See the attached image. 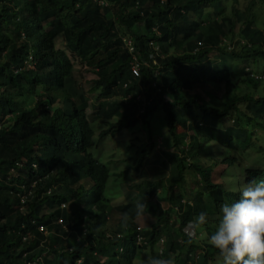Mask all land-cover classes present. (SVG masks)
Here are the masks:
<instances>
[{
    "label": "trees",
    "instance_id": "trees-1",
    "mask_svg": "<svg viewBox=\"0 0 264 264\" xmlns=\"http://www.w3.org/2000/svg\"><path fill=\"white\" fill-rule=\"evenodd\" d=\"M100 1L0 0V264H139L147 251L221 264L208 243L220 205L264 180L254 167L264 161V0ZM76 62L97 76L91 117L71 87ZM160 110L178 149L168 154L173 171L161 168L140 196L113 205L95 125H108L101 140L114 138L141 122L149 129ZM201 211L207 222L191 230ZM146 216L150 230L137 224Z\"/></svg>",
    "mask_w": 264,
    "mask_h": 264
},
{
    "label": "rangeland",
    "instance_id": "rangeland-1",
    "mask_svg": "<svg viewBox=\"0 0 264 264\" xmlns=\"http://www.w3.org/2000/svg\"><path fill=\"white\" fill-rule=\"evenodd\" d=\"M191 48V47H190ZM191 50H194L192 46ZM221 60V59H220ZM219 59H211L216 64L220 61ZM97 76L93 71L86 66L76 62L74 76L71 81V87L73 88L76 96H85L90 107L88 114L91 117L96 111L98 105L97 99L100 95V91L92 92L94 87V81ZM207 92L209 90H206ZM224 88L221 87L215 90L217 96L216 105L222 108L225 102ZM199 92L195 91L194 93ZM165 114L163 111H158L151 120L150 128L141 122L136 128L130 131H124L116 137H107L101 140L99 135L101 132L108 128L105 122H97L96 126V147L94 152L100 154L104 159L105 164H110L112 178L110 181L108 196L112 198L113 205H119L125 203L134 196H140L143 191L147 188L145 181L154 180L159 170L164 168L166 174L170 175V169L173 171V164H168V154L177 153L178 149L175 147H169L168 140L173 139L172 135L168 132L167 125L165 123ZM222 128H227L231 123H221ZM183 129L178 127L177 134H181ZM189 140V139H188ZM257 146H261L258 141H254ZM172 143V141H171ZM252 156L258 155L257 151L251 152ZM144 158V167L139 171L136 169L140 161ZM160 159V162H157ZM165 163V165H164ZM242 164L246 166H252V161H244ZM171 166V168H170ZM254 167L264 168V161L260 165ZM127 172L125 177H121V174ZM187 174L188 187L190 190H195L200 187L199 174L194 170L190 169ZM167 175V178L169 177ZM215 182H221L219 169L216 170L214 175ZM244 181V180H242ZM235 181L233 184L235 185ZM244 185V184H243ZM140 186V187H139ZM111 190V191H110ZM166 190L162 189L159 193V197L166 196ZM156 200L153 202L155 204ZM163 206L168 209V204L165 202ZM140 229H152L154 224V218L151 216L142 217L137 221ZM191 230H194V225L191 224ZM194 233V232H192ZM198 235H200L198 233ZM163 249V242L159 243L155 248V253H161ZM153 256L151 251L144 252L142 260L139 264H144L146 257Z\"/></svg>",
    "mask_w": 264,
    "mask_h": 264
},
{
    "label": "clouds",
    "instance_id": "clouds-1",
    "mask_svg": "<svg viewBox=\"0 0 264 264\" xmlns=\"http://www.w3.org/2000/svg\"><path fill=\"white\" fill-rule=\"evenodd\" d=\"M238 191V199L220 205L208 243L217 251L221 264H264V180H250ZM144 207L143 203L137 204V217ZM128 221L125 213L121 225L126 227ZM206 222L207 213L201 211L190 223L198 227ZM144 264H175V258L149 256Z\"/></svg>",
    "mask_w": 264,
    "mask_h": 264
},
{
    "label": "built area",
    "instance_id": "built-area-1",
    "mask_svg": "<svg viewBox=\"0 0 264 264\" xmlns=\"http://www.w3.org/2000/svg\"><path fill=\"white\" fill-rule=\"evenodd\" d=\"M100 4H101V5L105 4L104 0H101V1H100ZM128 45H129L130 47L133 46L131 41L128 42ZM131 51H132V52L134 51V48H133V47L131 48ZM141 66H142L141 60L138 59V58H135V59H134V63H133V67H132V72H133V74H134V76H135L136 78H137V77H140V75H141ZM138 99H139V98H138Z\"/></svg>",
    "mask_w": 264,
    "mask_h": 264
}]
</instances>
